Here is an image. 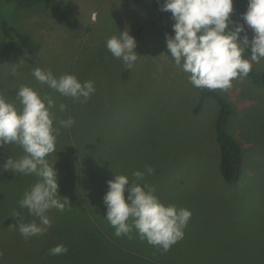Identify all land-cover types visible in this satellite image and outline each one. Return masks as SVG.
Masks as SVG:
<instances>
[{"label": "rangeland", "instance_id": "1", "mask_svg": "<svg viewBox=\"0 0 264 264\" xmlns=\"http://www.w3.org/2000/svg\"><path fill=\"white\" fill-rule=\"evenodd\" d=\"M66 1L78 17L75 26L45 2L25 7L0 2V21L41 44L0 64V95L19 108L16 91L29 85L55 99L59 133L56 152L47 159L56 161L60 199L70 201L64 211H48L47 233L25 239L13 214L24 223H39L19 205L37 178L0 172V264H264V87L245 77L227 92L216 90L234 108L227 127L243 146V172L229 183L220 171L215 132L219 104L208 98L194 112L200 92L167 53L170 34L153 33L148 0ZM247 6L248 0H234L232 21L243 23ZM159 23L175 21L169 15ZM124 30L137 40L138 60L131 69L106 47ZM245 31L251 40L253 31L247 25ZM1 35L0 25V40ZM254 65L264 69V60ZM35 67L91 80L96 91L87 101L65 97L40 85L32 76ZM61 103L67 106L63 112ZM69 117L75 123L60 127L58 121ZM24 154L18 145L0 146V169L9 156ZM145 165L154 169L145 181L159 199L192 213L184 238L167 252L135 230L132 238L115 236L105 218L108 181L123 174L131 183L132 173ZM59 244L68 252L50 255Z\"/></svg>", "mask_w": 264, "mask_h": 264}, {"label": "clouds", "instance_id": "2", "mask_svg": "<svg viewBox=\"0 0 264 264\" xmlns=\"http://www.w3.org/2000/svg\"><path fill=\"white\" fill-rule=\"evenodd\" d=\"M161 10L171 12L175 21L172 25L174 35H166L167 53L188 74L190 83L196 88L227 92L234 80L247 77L253 65L264 60V0H248L241 24L231 19L234 0H164ZM245 25L254 33L251 40ZM241 33H245L243 38ZM249 45L250 57L246 58L244 54ZM106 47L127 69L138 60L137 40L129 31H120L119 35L110 37ZM32 76L40 85L74 100L87 101L96 91L93 81L82 82L74 74L57 77L51 69L35 67ZM16 99L19 108L0 95V146L18 145L25 154L18 159L9 156L0 172L11 171L37 178L24 192L19 205L37 217L39 223L36 220L24 223L19 213L13 214L20 234L28 239L47 233L52 226L48 211L53 208L64 211L70 201L67 197L63 201L60 199L56 161L50 164L47 159L56 152L59 133L55 99L47 94L42 96L29 85L17 89ZM66 107L61 103L59 111H65ZM74 123L71 117L58 121L59 126L65 128ZM153 172L151 166L145 165L144 171L132 173L131 183L129 176L115 174L114 179L108 181L109 190L104 196L105 218L114 228L115 236L132 238L135 230L141 240L167 252L184 238L192 213L187 208L166 205L159 199L155 187L145 181V176ZM67 252L63 244L49 250L50 255Z\"/></svg>", "mask_w": 264, "mask_h": 264}, {"label": "trees", "instance_id": "3", "mask_svg": "<svg viewBox=\"0 0 264 264\" xmlns=\"http://www.w3.org/2000/svg\"><path fill=\"white\" fill-rule=\"evenodd\" d=\"M11 1L18 7H25L31 4L45 2L47 7H56L60 9L63 19L75 26L78 24V17L73 14V8L66 0H0ZM148 5L152 17L148 20L153 33L174 35L172 25H162L159 23L163 18L172 15L171 12L161 10L164 0H148ZM1 40H0V64L7 62L18 50L25 49L28 52L39 50L41 44L35 42L33 37L26 32L20 31L6 19H1ZM251 48L246 49L245 57H250ZM252 83L264 87V69H258L253 65V70L246 77ZM199 102L194 108L197 113L208 98H214L219 104V111L215 120L216 138L221 152L220 171L223 178L229 183L237 182L243 172L244 158L243 146L238 138L228 130L230 115L233 113V106L227 99L216 90L200 89Z\"/></svg>", "mask_w": 264, "mask_h": 264}]
</instances>
